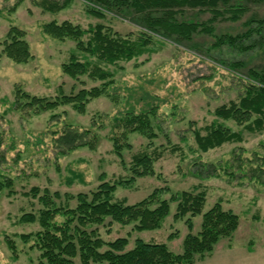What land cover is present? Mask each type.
Wrapping results in <instances>:
<instances>
[{
  "label": "rangeland",
  "instance_id": "374dc122",
  "mask_svg": "<svg viewBox=\"0 0 264 264\" xmlns=\"http://www.w3.org/2000/svg\"><path fill=\"white\" fill-rule=\"evenodd\" d=\"M39 1L0 0V183L5 178L12 181L11 188L0 189V264H37L39 252L33 240L25 242L19 236L38 230L37 223L20 222V217L40 205L24 193L32 187L61 195L89 192L101 179L125 181L116 186L113 195L129 204L155 188L168 187L157 196L161 198L181 190L204 192L203 211L219 202L223 209L238 215L239 225L194 264H264V175L260 170H264V128L249 132L244 125L214 114L217 107L238 102L244 95L249 70L264 69V24H260L264 21V0H232L244 8L237 21L225 13L213 21L211 33L195 32L189 40L149 33L152 38L144 53L107 66L114 72V83L102 95L90 99L83 112L71 104L38 111L25 106L27 98L18 97L22 104L16 99L17 90L30 97L53 98L60 91L75 93L102 83L86 75L77 80L65 75L62 64L76 51V41L47 34L43 24L68 21L84 30L102 24L120 36L135 39L145 29L142 14L120 9L99 18L88 12L85 0H69L60 10L50 12L43 10ZM182 16L199 23L211 17L208 11L194 8L186 9ZM12 26L24 31L29 45L32 57L25 63H16L2 53ZM224 35L235 37V45H216V39ZM89 36L85 33L83 40ZM153 101L158 107L152 117L157 134L152 143L132 133L130 146H124L117 157L110 140L112 117L128 107L136 112L145 109ZM212 122L240 132L241 140L202 152L193 131L199 129L204 135ZM66 126L79 131L90 129L87 137L96 133L95 148L82 146L59 153L53 139ZM141 152L152 157L153 175L128 182L133 156ZM174 212L175 204L170 203L169 214L159 228L145 231L134 230L133 222L109 224L107 219L99 227V234L105 241L126 237L127 249L141 238L165 243L179 253L188 233L187 218L191 219L192 233L200 230L202 219L201 215L174 219ZM8 239L15 246L14 252Z\"/></svg>",
  "mask_w": 264,
  "mask_h": 264
},
{
  "label": "trees",
  "instance_id": "16d2710c",
  "mask_svg": "<svg viewBox=\"0 0 264 264\" xmlns=\"http://www.w3.org/2000/svg\"><path fill=\"white\" fill-rule=\"evenodd\" d=\"M68 3L69 0H63L62 4L56 1H39L42 9L50 12H56ZM85 3L88 12L99 18L120 9L138 12L142 14L145 29L140 31L137 38L130 39L120 36L102 24L90 26L87 30L68 21L43 24L47 34L58 39L70 38L76 41V51L70 55L68 62L62 64L63 73L74 80L86 75L102 83L91 88L83 87L75 93L65 94L60 91L59 95L53 98L30 97L26 93L20 94L17 90L16 99L19 104H22L19 98H27L25 106H33L38 111L71 104L77 111L83 112L90 99L99 97L114 83V72L107 66L119 61H129L144 53L152 38L149 33L189 40L195 32L211 33L213 21L223 17L225 13L229 14L228 17L232 21H237L239 15L244 13L242 5L234 4L232 0H85ZM188 8L208 11L211 17L202 23L183 18L182 14ZM246 24L251 25L249 21H246ZM260 24L263 25L264 21ZM251 29L250 26L247 32ZM85 33L90 35L86 41L82 37ZM235 41V37L224 35L218 37L215 44L235 45ZM2 53L16 63L27 62L32 55L24 39V31L10 27L3 42ZM248 73L249 85L245 88L244 95L238 102L232 101L228 105L217 107L214 114L219 119H230L238 125H244L249 132H257L264 128V69L249 70ZM153 99L158 100L157 97ZM157 107L155 101L148 102L145 109L136 112L133 107H128L112 117L113 130L110 140L117 157L121 156L124 146H130L128 138L132 133H138L147 138L148 144L152 143L157 135L152 123ZM89 133L90 129L79 131L66 126V129L53 139V144L61 154L82 146L94 149L98 136L93 133L87 137ZM193 137L202 152L226 142L241 140L240 132H233L217 122H212L204 135L199 129H195ZM131 164L128 182H132L136 177L153 175V159L148 153L136 154ZM260 170L261 175H264V170ZM121 184H125V181L115 183L101 179L89 192L61 195L47 188L32 187L24 193L36 199L40 205L36 210L20 217V222L37 223L38 230L19 236L25 242L33 240V246L39 252L37 264H194L195 260L203 259L210 253L218 240L229 238L238 228V215L230 209H223L219 202L203 211L204 192L181 190L171 193L169 198H161L157 196L164 190L167 191L168 187L155 188L146 197L129 204L125 199L119 200L113 195L116 186ZM3 187H12L10 178H5L0 183V189ZM70 201H74V206L69 204ZM170 203L175 204L174 219L195 215H201L202 219L200 230L192 233L191 219L187 218L188 233L182 241V251L179 253L170 250L165 243L146 242L141 238H137L133 247L127 249L126 237L105 241L99 234V227L104 226L107 219L109 224L133 222V229L136 231L159 228L169 214ZM7 243L14 252L12 241L8 239Z\"/></svg>",
  "mask_w": 264,
  "mask_h": 264
}]
</instances>
